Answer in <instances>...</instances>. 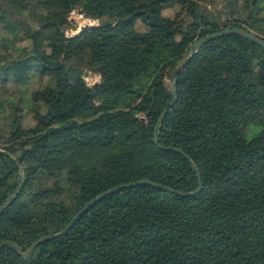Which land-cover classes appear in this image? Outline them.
<instances>
[{
	"label": "trees",
	"instance_id": "16d2710c",
	"mask_svg": "<svg viewBox=\"0 0 264 264\" xmlns=\"http://www.w3.org/2000/svg\"><path fill=\"white\" fill-rule=\"evenodd\" d=\"M74 10L101 22L69 36ZM234 27L264 39V0H0V148L26 175L0 244L26 252L116 186L174 189L111 193L0 264H264V47L191 52ZM21 180L0 151V208Z\"/></svg>",
	"mask_w": 264,
	"mask_h": 264
},
{
	"label": "water",
	"instance_id": "95a60500",
	"mask_svg": "<svg viewBox=\"0 0 264 264\" xmlns=\"http://www.w3.org/2000/svg\"><path fill=\"white\" fill-rule=\"evenodd\" d=\"M89 26H94V25H90L89 23H85L82 27H81V30L82 31L85 27H89ZM229 33H233V34H238V35H241L243 37H246L252 41H254L255 43H257L258 45L264 47V39L259 37L258 35L252 33V32H249V31H246L244 29H241V28H237V27H234V28H225V29H222L218 32H215V33H211V34H208L202 38H200L195 44L194 46L191 48V52L193 50H198L202 44H204L205 42L209 41V40H212L213 38L215 37H218V36H221V35H224V34H229ZM185 65V63H182L179 67H183ZM177 71L178 69H175L172 73H171V76H170V80L173 82V94H174V100L167 106L165 107L163 113H162V116L161 118L159 119V123L163 120L165 114L167 113L168 109L170 107H172L174 105V103L176 102L177 100V97H178V94H177V88H176V84H177ZM89 74V71H86L85 75H88ZM100 81L96 82V83H99ZM95 83V84H96ZM155 141L157 142V137H155ZM176 150H179L180 152H182L186 157L187 159L195 166L194 162L192 161V159L187 155L185 154L181 149H176ZM0 151L1 152H5L7 154H9L11 157L14 158V160L16 161V163L18 164L19 166V170H20V175L22 177V180H21V183L19 184V187L18 189L16 190V192L8 199V201L0 208V213L4 210V208L9 205L17 196L18 194L20 193L22 187L24 186L25 184V180H26V175L24 173V170H23V167L19 161V159L17 157H15L14 155L8 153L6 150L4 149H1L0 148ZM195 168L197 169V166H195ZM201 181V180H200ZM137 184H151V185H154V186H157L159 188H162V189H166V190H171V191H174V189L172 188H169L165 185H162V184H159V183H156V182H153V181H149V180H139V181H136V182H132V183H127V184H123V185H120V186H116L110 190H107L101 194H99L98 196H96L95 198L91 199L76 215L75 217L73 218V220L71 221V223L69 225H67L62 231L56 233V234H53V235H47V236H44V237H41L40 239L36 240L28 249L26 252L23 251V249L15 242L13 241H4L0 244V248H2L5 244H11L13 245L23 256H28L31 251L35 248L36 245H38L39 243L43 242V241H46V240H50V239H53L59 235H62L64 234L65 232H67L73 225L74 223L76 222V220L78 219L79 215L84 213L92 204H94L95 202H97L98 200L102 199L103 197L111 194V193H114L116 191H119V190H122V189H125V188H128V187H132V186H135ZM202 187V185H200ZM201 189V188H200ZM199 189V190H200ZM189 194H192L191 192L190 193H186V195H189Z\"/></svg>",
	"mask_w": 264,
	"mask_h": 264
},
{
	"label": "rangeland",
	"instance_id": "374dc122",
	"mask_svg": "<svg viewBox=\"0 0 264 264\" xmlns=\"http://www.w3.org/2000/svg\"><path fill=\"white\" fill-rule=\"evenodd\" d=\"M214 3L218 6H223L225 4V0H213ZM208 7H210L211 9H214V5L208 3ZM171 11L168 10L166 12V14H170ZM70 20L74 23V26L70 27L68 30H66V34L71 36V35H75L77 33L80 32L81 30V27L84 25L83 23H89L90 25H99L100 24V19H93L91 17H87L86 15L80 13L79 10H74L70 16H69ZM88 71V70H86ZM85 71V73H86ZM84 78L86 79L87 83L89 85H94L96 82L100 81L101 78L99 75L89 71V74L88 75H84ZM24 125L26 127H30V126H33L35 125V121L33 120L31 114H27L25 116V119H24Z\"/></svg>",
	"mask_w": 264,
	"mask_h": 264
},
{
	"label": "bare ground",
	"instance_id": "6f19581e",
	"mask_svg": "<svg viewBox=\"0 0 264 264\" xmlns=\"http://www.w3.org/2000/svg\"><path fill=\"white\" fill-rule=\"evenodd\" d=\"M86 23V22H85ZM85 23H83V24H85Z\"/></svg>",
	"mask_w": 264,
	"mask_h": 264
}]
</instances>
